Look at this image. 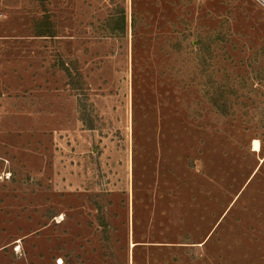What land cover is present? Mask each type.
I'll list each match as a JSON object with an SVG mask.
<instances>
[{
  "label": "rangeland",
  "instance_id": "obj_1",
  "mask_svg": "<svg viewBox=\"0 0 264 264\" xmlns=\"http://www.w3.org/2000/svg\"><path fill=\"white\" fill-rule=\"evenodd\" d=\"M0 264H264V0H0Z\"/></svg>",
  "mask_w": 264,
  "mask_h": 264
},
{
  "label": "trees",
  "instance_id": "obj_2",
  "mask_svg": "<svg viewBox=\"0 0 264 264\" xmlns=\"http://www.w3.org/2000/svg\"><path fill=\"white\" fill-rule=\"evenodd\" d=\"M34 35H37V36H47V37H51L52 35L51 34H48V33H41V32H38V33H36V34H34Z\"/></svg>",
  "mask_w": 264,
  "mask_h": 264
},
{
  "label": "bare ground",
  "instance_id": "obj_3",
  "mask_svg": "<svg viewBox=\"0 0 264 264\" xmlns=\"http://www.w3.org/2000/svg\"><path fill=\"white\" fill-rule=\"evenodd\" d=\"M257 145H258L257 140H253V146H254V149L257 148ZM59 259H60V258H59ZM59 261H60V260H59Z\"/></svg>",
  "mask_w": 264,
  "mask_h": 264
}]
</instances>
